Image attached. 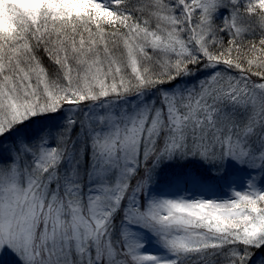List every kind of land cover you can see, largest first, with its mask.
I'll list each match as a JSON object with an SVG mask.
<instances>
[{"label": "snow or ice", "instance_id": "1", "mask_svg": "<svg viewBox=\"0 0 264 264\" xmlns=\"http://www.w3.org/2000/svg\"><path fill=\"white\" fill-rule=\"evenodd\" d=\"M0 264H264V0H0Z\"/></svg>", "mask_w": 264, "mask_h": 264}, {"label": "rangeland", "instance_id": "2", "mask_svg": "<svg viewBox=\"0 0 264 264\" xmlns=\"http://www.w3.org/2000/svg\"><path fill=\"white\" fill-rule=\"evenodd\" d=\"M43 60H44V64H45V67H47L48 69H49V71H50V73L51 72H54V67L50 64V62L47 60V57L45 56V57H43ZM153 250H155V249H153Z\"/></svg>", "mask_w": 264, "mask_h": 264}]
</instances>
